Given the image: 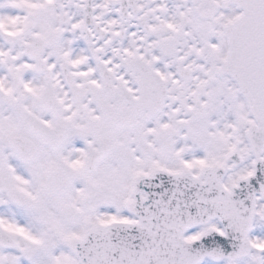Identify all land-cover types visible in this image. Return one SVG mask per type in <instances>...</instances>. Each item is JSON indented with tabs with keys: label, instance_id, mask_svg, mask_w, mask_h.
Listing matches in <instances>:
<instances>
[{
	"label": "snow or ice",
	"instance_id": "obj_1",
	"mask_svg": "<svg viewBox=\"0 0 264 264\" xmlns=\"http://www.w3.org/2000/svg\"><path fill=\"white\" fill-rule=\"evenodd\" d=\"M0 264H264V0H0Z\"/></svg>",
	"mask_w": 264,
	"mask_h": 264
}]
</instances>
